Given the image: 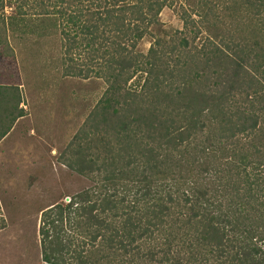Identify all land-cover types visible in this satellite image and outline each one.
I'll return each mask as SVG.
<instances>
[{
  "label": "trees",
  "instance_id": "obj_1",
  "mask_svg": "<svg viewBox=\"0 0 264 264\" xmlns=\"http://www.w3.org/2000/svg\"><path fill=\"white\" fill-rule=\"evenodd\" d=\"M172 1L0 0V58L57 34L62 76L104 85L62 153L89 184L40 210L44 262L264 264V0H184L164 28ZM20 102L0 85V138Z\"/></svg>",
  "mask_w": 264,
  "mask_h": 264
},
{
  "label": "rangeland",
  "instance_id": "obj_2",
  "mask_svg": "<svg viewBox=\"0 0 264 264\" xmlns=\"http://www.w3.org/2000/svg\"><path fill=\"white\" fill-rule=\"evenodd\" d=\"M179 5L187 8L184 0H173V8L160 11L162 27L181 28ZM7 11L4 8V13ZM204 35L202 30L198 38ZM21 39H9L15 51L13 59L0 58V85L18 86V107L23 113L0 138V217L4 224L0 229V264H50L41 259L39 213L89 184L64 165L62 153L104 85L98 79L80 81L62 76L56 67L60 63L57 34ZM148 45L143 39L139 49L146 50ZM94 65L89 67L99 68ZM70 236L73 240L67 257L73 261L71 250H80L77 237L81 236L74 232Z\"/></svg>",
  "mask_w": 264,
  "mask_h": 264
}]
</instances>
